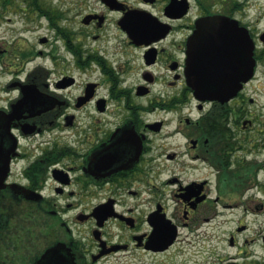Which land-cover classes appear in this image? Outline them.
Instances as JSON below:
<instances>
[{
  "label": "flooded vegetation",
  "instance_id": "obj_1",
  "mask_svg": "<svg viewBox=\"0 0 264 264\" xmlns=\"http://www.w3.org/2000/svg\"><path fill=\"white\" fill-rule=\"evenodd\" d=\"M25 2L54 65L3 70L0 264H264V0Z\"/></svg>",
  "mask_w": 264,
  "mask_h": 264
},
{
  "label": "rangeland",
  "instance_id": "obj_2",
  "mask_svg": "<svg viewBox=\"0 0 264 264\" xmlns=\"http://www.w3.org/2000/svg\"><path fill=\"white\" fill-rule=\"evenodd\" d=\"M67 1H69L67 4L69 7H72V9L74 7V10L70 13V15L73 17V12L75 14L76 10L80 9V7L76 5L77 3L85 2V5H92L91 3L93 0H65V2ZM24 2L25 1H18L9 7H6V12L0 18V48L5 49V52L3 53L4 57L0 60V84L6 82V80L10 79L11 76V74L3 73V70L10 68L14 71V68L18 67L27 69L32 66V64L34 65V63L38 62H46L47 64L51 65V67L54 65L53 61L45 59L44 56L35 57L36 59L33 62L29 59V61L27 60V58L33 54V50H52L53 47H49L45 44L43 45V43L39 42L38 39L39 35H44L47 33L49 34L51 29L49 30L44 27L36 29L33 32L20 30L27 24L33 25L36 23V18L33 20L27 18L28 12L22 10V8L26 6V2ZM1 10L2 8H0V11ZM30 15L32 17L35 14L30 13ZM134 264H137V262Z\"/></svg>",
  "mask_w": 264,
  "mask_h": 264
},
{
  "label": "water",
  "instance_id": "obj_3",
  "mask_svg": "<svg viewBox=\"0 0 264 264\" xmlns=\"http://www.w3.org/2000/svg\"><path fill=\"white\" fill-rule=\"evenodd\" d=\"M243 72L245 73V77H242L241 79H235L238 82L236 86L222 87L217 85V83L227 79L224 76L217 78L197 77L195 81H193L192 77L188 76V85L194 90L193 92L197 98L201 99L202 101L207 99L227 100L232 96L234 97L241 86V80H245V78H247L246 76L248 75V71L244 70ZM36 264H43V256Z\"/></svg>",
  "mask_w": 264,
  "mask_h": 264
},
{
  "label": "trees",
  "instance_id": "obj_4",
  "mask_svg": "<svg viewBox=\"0 0 264 264\" xmlns=\"http://www.w3.org/2000/svg\"><path fill=\"white\" fill-rule=\"evenodd\" d=\"M5 4V7L9 6V5H12L18 1L21 2V0H2ZM23 1H30V0H23ZM32 1H38V0H32ZM13 253V252H12ZM14 254V253H13Z\"/></svg>",
  "mask_w": 264,
  "mask_h": 264
}]
</instances>
